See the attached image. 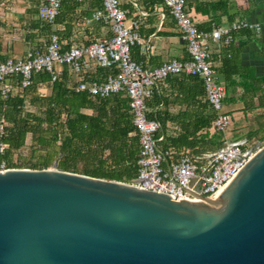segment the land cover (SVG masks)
<instances>
[{
	"label": "water",
	"instance_id": "95a60500",
	"mask_svg": "<svg viewBox=\"0 0 264 264\" xmlns=\"http://www.w3.org/2000/svg\"><path fill=\"white\" fill-rule=\"evenodd\" d=\"M0 264H264V145L211 197L0 170Z\"/></svg>",
	"mask_w": 264,
	"mask_h": 264
},
{
	"label": "built area",
	"instance_id": "2783aa9c",
	"mask_svg": "<svg viewBox=\"0 0 264 264\" xmlns=\"http://www.w3.org/2000/svg\"><path fill=\"white\" fill-rule=\"evenodd\" d=\"M174 18L177 30L185 44L187 58L170 59L154 68H146L131 56V47L141 43L138 20L125 25L127 11L120 7L119 0H100L101 8L92 13V19L102 22L110 35L98 38L86 45L69 46L63 49L58 35L52 31L41 47L26 51L22 58L0 60V94L22 92L32 84L34 73H49L51 80L58 78L61 68L77 76L75 90L86 91L91 96L105 98L110 94L123 93L128 98L132 122L139 134V150L136 155L137 175L128 182L161 193L180 196L190 201H202L213 196L231 177L246 156L256 150L254 145L244 148L247 139L224 141L214 151L194 156L188 149L180 152L169 148L158 149L159 123L149 119L147 101L158 83L168 76L181 73L198 76L204 86L205 97L215 116L209 129L212 133L224 134L231 123V116L224 110L225 85L220 81L210 61L209 40L228 45L233 33L240 30H257L259 24L246 18H237L227 27L215 25L210 31L199 30L185 10L184 0H160ZM60 0H40L37 13L44 23L53 26L59 13ZM86 59L109 70L101 80H90L84 74ZM18 76L16 83L14 77ZM4 132L0 120V135ZM6 147L0 143V152ZM258 149V148H257ZM0 163V170H7Z\"/></svg>",
	"mask_w": 264,
	"mask_h": 264
},
{
	"label": "trees",
	"instance_id": "16d2710c",
	"mask_svg": "<svg viewBox=\"0 0 264 264\" xmlns=\"http://www.w3.org/2000/svg\"><path fill=\"white\" fill-rule=\"evenodd\" d=\"M227 1L219 0L213 5V11L219 7L226 8ZM34 27L43 31L42 35L48 40L51 33L48 24L39 20ZM222 54L221 73L224 75L227 101L233 99L232 93L237 86L252 97L258 92L264 95L260 77L254 75L251 67L240 64L238 54L231 50ZM108 72V69L99 67L97 77L87 78L101 81ZM67 74L66 66L61 68L54 81L49 73H34L32 84L22 92L9 94L5 98L0 94V120L4 124L0 143L6 145L0 152V163L4 162L6 168L43 169L56 162L60 170L93 177L119 181L136 177L139 134L132 122L127 96L114 93L101 98L91 96L86 91H77V82H71ZM18 80V76L14 77L16 83ZM164 80L177 89L187 103L198 101L204 95L203 82L196 75L181 73ZM41 87H47L50 93L40 92ZM260 96L257 97L258 106H264ZM161 103H165L164 95L158 89L153 90L147 105L154 110L148 113V118L159 123L157 136L162 138L157 144L161 152L169 148L177 152L188 149L192 155L199 156L205 150L223 146L220 133L214 132L209 136L207 132H200L210 126L215 116L210 106H207L210 110L207 116L183 112L180 116L184 121L180 126L181 132L174 136L166 134L167 116L155 110ZM84 110H91V113ZM256 133L257 130L249 131L245 137L250 141ZM28 135L29 157L19 156L20 161L15 162L13 154L26 146Z\"/></svg>",
	"mask_w": 264,
	"mask_h": 264
},
{
	"label": "crops",
	"instance_id": "0c3cea01",
	"mask_svg": "<svg viewBox=\"0 0 264 264\" xmlns=\"http://www.w3.org/2000/svg\"><path fill=\"white\" fill-rule=\"evenodd\" d=\"M40 0H0V58H22L26 51L41 47L45 39L39 28L34 27L40 20L37 4ZM59 13L49 32L54 31L63 49L69 46L86 45L98 38L110 35L108 28L100 21L92 19V13L101 8L100 0H60ZM219 0H184L185 10L196 24L197 28L206 31L215 25L227 27L237 18H246L259 24L257 30H240L233 33L229 45L209 40L210 61L213 70L220 81H224L221 73V58L223 52L231 50L238 54L242 66L251 67L254 75L260 77V86L264 87V0H228L226 8L219 7L213 11V5ZM120 7L127 11L125 25L138 20V31L142 42L131 47V56L140 61L146 68H154L170 59L184 60L187 58L185 44L177 30L174 18L169 14L160 0H119ZM228 46V47H226ZM63 68V67H62ZM84 74L90 78L97 77L99 66L94 60L86 59L83 64ZM71 82H77L78 77L67 74ZM224 83V82H223ZM225 85V84H224ZM165 97V103L155 107L162 116H167L166 134L178 135L181 132L183 112L207 116L209 104L204 95L193 103H187L177 93V89L167 81H162L154 87ZM40 92L49 94L47 87H41ZM251 96L240 86L232 93L233 99L223 100L224 110L231 116L229 127L235 126L242 130L248 121L247 116L264 115V106H258V96ZM263 94V92H262ZM264 103V95L260 96ZM204 105V106H203ZM253 105V107H250ZM208 106V107H207ZM154 110L149 107V113ZM259 110V111H257ZM213 111V110H212ZM91 113V110H84ZM229 129V128H228ZM264 131V126L261 128ZM201 133L212 134L208 128ZM199 134V133H198ZM242 139H246L241 134ZM27 139V138H26ZM240 139V140H242ZM214 151L205 150L202 154Z\"/></svg>",
	"mask_w": 264,
	"mask_h": 264
},
{
	"label": "rangeland",
	"instance_id": "374dc122",
	"mask_svg": "<svg viewBox=\"0 0 264 264\" xmlns=\"http://www.w3.org/2000/svg\"><path fill=\"white\" fill-rule=\"evenodd\" d=\"M257 111H259V110H257ZM263 112H264V110H263ZM247 121H248V123L244 127L241 128L242 130H238V128L235 126L229 127V129L224 134H221V138L224 141L226 140L227 142L238 141V140L242 139L241 134H244V136H246V134L249 131L257 130V133L255 134V136L252 137L250 139V141L247 142L248 144H244L243 147L248 148L251 146V144H253L254 148L257 149V148L263 146L264 145V139H263L264 131L261 128L264 126V115L259 116L258 114H256V115L252 114L250 116H247ZM29 144H30V135H28V137L26 139V146L21 148L19 152H15L13 154V160L15 162L20 161L19 156L21 158H28L29 157V149H28Z\"/></svg>",
	"mask_w": 264,
	"mask_h": 264
}]
</instances>
